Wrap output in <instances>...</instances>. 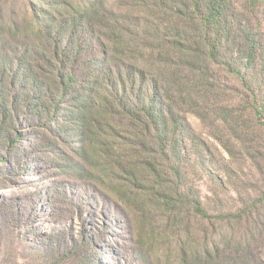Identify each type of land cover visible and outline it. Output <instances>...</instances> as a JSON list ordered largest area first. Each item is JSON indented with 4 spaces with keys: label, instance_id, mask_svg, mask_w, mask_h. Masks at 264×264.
Returning a JSON list of instances; mask_svg holds the SVG:
<instances>
[{
    "label": "trees",
    "instance_id": "obj_1",
    "mask_svg": "<svg viewBox=\"0 0 264 264\" xmlns=\"http://www.w3.org/2000/svg\"><path fill=\"white\" fill-rule=\"evenodd\" d=\"M3 1L0 17L11 23L0 22L34 50L17 58L9 87H21L13 93L2 87L1 125L17 126L23 108L46 120L57 146L76 145L78 171L107 207L139 221L158 264L170 254L174 261L167 264H242L239 245L227 253L224 239L196 232V223L215 218L186 188L182 167L194 143L187 116L216 121L228 112L215 99L226 89L217 74L248 88L246 69L261 54L264 0H27L20 22L5 17ZM90 43L98 54L84 59L95 48ZM30 54L41 63L34 65ZM55 152L71 156L59 147Z\"/></svg>",
    "mask_w": 264,
    "mask_h": 264
},
{
    "label": "rangeland",
    "instance_id": "obj_2",
    "mask_svg": "<svg viewBox=\"0 0 264 264\" xmlns=\"http://www.w3.org/2000/svg\"><path fill=\"white\" fill-rule=\"evenodd\" d=\"M98 1L104 0L89 3ZM3 5V14L11 21L20 22L29 11L27 0H4ZM0 21L5 19L0 17ZM5 22H0V71L8 62L9 66L5 83L0 73V97L2 87L8 86L11 93L21 87H9L19 69L17 58L26 48L34 50L30 46L33 43H17L19 34L16 36L14 28H6L9 24ZM261 36L260 57L246 69L248 88L235 76L217 74L226 89H219L215 99L228 112L216 121L214 116L207 120L187 116L194 143L189 141L186 152L190 157L182 167L186 188L215 218L196 223V232L201 236L208 232L217 241L224 239L222 248L227 253L239 245L246 258L242 264H264V35ZM90 45L95 48L88 49L84 59L98 54L96 45ZM30 56L34 65L41 63ZM75 71L81 76L84 72L80 66H75ZM27 113L20 108L18 125L9 128L1 125L0 112V264H158L157 255L139 234V221L123 220L107 207L95 194L94 182L86 181L78 171L76 145L57 146L46 120L39 115L31 118ZM9 136L13 144L7 141ZM58 147L72 159L58 157ZM183 213L189 215L192 209L185 208ZM224 216L235 219L216 220ZM189 222L194 229V220ZM183 241L191 244L193 240L183 236ZM171 242L173 237L165 241L164 250L169 253L175 245ZM173 256L170 254L161 263L173 262Z\"/></svg>",
    "mask_w": 264,
    "mask_h": 264
}]
</instances>
